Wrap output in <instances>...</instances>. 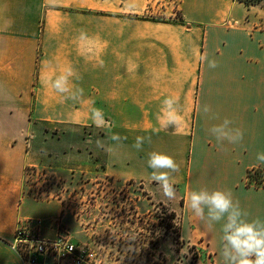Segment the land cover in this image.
Wrapping results in <instances>:
<instances>
[{"label": "crops", "instance_id": "0c3cea01", "mask_svg": "<svg viewBox=\"0 0 264 264\" xmlns=\"http://www.w3.org/2000/svg\"><path fill=\"white\" fill-rule=\"evenodd\" d=\"M147 7L148 0H0V264H22L11 246L19 223L61 213L57 201L24 195L26 168L53 159L68 170L86 169L83 144L52 141L43 128L35 147L27 122L73 121L84 107L102 109L108 122L97 127L90 119L87 143L102 174L140 181L157 193L146 178L148 153L176 160V202L166 203L179 217L181 243L203 251L209 264H221L219 225L209 231L188 210L189 191H231L251 216L264 218V186L247 176L264 172L255 159L264 152V5L180 0L177 19L169 8L159 17V7L149 13ZM204 52L216 68L200 62ZM69 69L70 85L83 90L75 101L50 84ZM166 97L178 99L174 126H166L161 112ZM205 103L212 107L207 116L195 111ZM225 117L244 139L222 152L207 128ZM111 133L121 141L110 140ZM137 136L150 137L140 150L133 147ZM98 138L110 152L96 148Z\"/></svg>", "mask_w": 264, "mask_h": 264}, {"label": "rangeland", "instance_id": "374dc122", "mask_svg": "<svg viewBox=\"0 0 264 264\" xmlns=\"http://www.w3.org/2000/svg\"><path fill=\"white\" fill-rule=\"evenodd\" d=\"M240 1L264 5V0ZM84 108L85 113L80 111L83 115L76 114L73 121H29L25 126L35 134V147L41 142L37 131L43 128L52 141L65 138L67 142L83 144L80 150L86 167L83 171L68 170L48 159L26 168L24 195L61 204V213L50 221L29 218L41 226L39 237H66L77 247L93 251L94 264H209L203 251L184 245L178 238L179 217L175 211L176 217H169L173 210L167 204H175V198L167 200L160 190L156 193L140 181L106 176L100 165L91 161L87 143L93 124L89 107ZM71 110L67 107L68 117ZM54 111L62 113L59 107ZM260 175L262 183L264 172Z\"/></svg>", "mask_w": 264, "mask_h": 264}, {"label": "clouds", "instance_id": "9594fccd", "mask_svg": "<svg viewBox=\"0 0 264 264\" xmlns=\"http://www.w3.org/2000/svg\"><path fill=\"white\" fill-rule=\"evenodd\" d=\"M199 60L206 63L209 68L214 69L218 66V62L210 59L207 52L201 54ZM72 75L74 70L69 69L67 74L56 76L50 84L65 100L75 101L80 98L83 90L74 84L70 85L69 77ZM177 105V98L166 97L162 101L161 112L166 117V126H174L177 123L179 119ZM195 111L207 116L212 113V107L207 103L197 104ZM211 118L218 119L215 116ZM90 119L97 127H104L108 123L104 120L103 110L96 107L90 109ZM207 133L222 152H227L229 145H240L244 139L243 130L228 117L211 124L207 128ZM108 138L118 143L122 139L118 133H111ZM146 140H150V137L137 136L133 147L140 150ZM95 146L106 152L111 151V146L100 138L96 139ZM255 159L258 164H264V152H257ZM146 164L151 170L146 177L147 180L158 186L164 198L173 200L176 196L174 187L177 182L176 174L179 172L176 160L165 152L153 150L148 153ZM186 205L209 231H215L219 225L221 264H264V218L251 216L242 208L240 201L234 199L231 191L200 187L188 192Z\"/></svg>", "mask_w": 264, "mask_h": 264}, {"label": "built area", "instance_id": "2783aa9c", "mask_svg": "<svg viewBox=\"0 0 264 264\" xmlns=\"http://www.w3.org/2000/svg\"><path fill=\"white\" fill-rule=\"evenodd\" d=\"M180 0H148L149 13L158 8V16L169 8V16L179 17ZM162 12V13H161ZM29 220V219H28ZM19 223L16 228L12 248L22 264H94L95 253L83 250L70 242L66 237L44 239L39 237V226L31 221Z\"/></svg>", "mask_w": 264, "mask_h": 264}, {"label": "trees", "instance_id": "16d2710c", "mask_svg": "<svg viewBox=\"0 0 264 264\" xmlns=\"http://www.w3.org/2000/svg\"><path fill=\"white\" fill-rule=\"evenodd\" d=\"M28 168H33V167H28ZM261 173H262V171L260 169H252V170L248 171L247 176H248L249 182L253 180L254 183H252V184L254 186H264V182L261 183L260 180H259V178L261 177V175H260ZM169 217L171 219L176 217L175 212L174 211H170ZM176 233H177L178 238H179V225H178V229H177Z\"/></svg>", "mask_w": 264, "mask_h": 264}]
</instances>
